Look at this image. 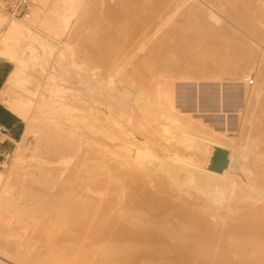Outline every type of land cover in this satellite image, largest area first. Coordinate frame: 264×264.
<instances>
[{"label":"bare ground","instance_id":"obj_1","mask_svg":"<svg viewBox=\"0 0 264 264\" xmlns=\"http://www.w3.org/2000/svg\"><path fill=\"white\" fill-rule=\"evenodd\" d=\"M92 2L32 0L31 11L19 18L8 14L2 8L6 3L0 0V60L14 65L0 93V102L25 123L16 146L21 147L28 137L36 138L30 153L33 163L26 160L28 165L48 175V179L38 180L48 191L29 187L13 194L15 185L9 180L18 164L24 161L20 147L14 152L15 163L8 166L7 172L0 170V263L264 264V188L261 185L264 174H259L262 180L257 179L249 165L250 160L256 164L259 161L260 165L264 148L256 142L257 137L240 133L241 127L240 134L229 133L227 126L231 124L220 128L217 121L194 118L190 113H181L177 109L179 105H175V89L182 86L176 87L175 81L180 68L178 49L185 43L178 30L180 2L123 0L117 17L121 21L112 24L114 18L110 16L107 24L97 25L95 36L101 30L94 38L99 42L95 52L98 58H89L85 68H78L77 53L70 49L68 42L61 48L59 45L62 51L54 52L58 43L52 42L56 45L50 44L49 49L50 38L31 28V20L38 8L49 6L61 17L66 32L75 18L71 30H76L89 17ZM197 8L196 15L193 12L184 15L186 20L193 15L198 18L196 21L194 17L196 22L192 25L196 33L204 30L206 19L220 21V16L211 8ZM174 16L177 18L173 19ZM155 20L159 26L168 24L169 28L166 26L168 29L159 36L155 33L157 37L152 35L146 53L130 64L134 52H125L126 48L119 46L122 42H117H133L137 30L145 34ZM22 35L29 40L20 39ZM148 39L147 35L142 36V40ZM27 40L40 48L39 65L33 66L29 60L30 48L19 47L26 45ZM145 45L142 43L141 47ZM46 47L53 51L45 50ZM43 53L50 56L43 58ZM180 53L183 55L184 51ZM258 62L264 66V53L259 55ZM245 65L237 74L241 84L252 80L244 73ZM73 75L77 76L79 88L69 82ZM249 86L244 85V97L258 105L257 114L264 128V84L257 82ZM183 94L187 101L190 95ZM224 101L216 105L205 101L199 107L211 104L218 107L216 111L225 113ZM225 116L228 123L229 117ZM259 129L256 130L260 132ZM239 154L245 159L242 174L236 169ZM20 158L23 161L18 163ZM54 164L64 166L58 169ZM251 171L255 174L252 178ZM4 215L7 217L6 223L3 222L5 232L2 230ZM10 216L18 221L25 217L30 219L28 223L34 221L47 227L49 224L48 250L55 248L51 245L56 243L51 241L61 229L65 235L60 241L70 244H66L58 257L55 255L56 260H49L42 251L32 252L19 240L10 239L12 233H17L15 219ZM89 234H92L91 243L86 244Z\"/></svg>","mask_w":264,"mask_h":264},{"label":"rangeland","instance_id":"obj_2","mask_svg":"<svg viewBox=\"0 0 264 264\" xmlns=\"http://www.w3.org/2000/svg\"><path fill=\"white\" fill-rule=\"evenodd\" d=\"M52 1H54V0H52ZM122 1L123 0H93V2L91 4V10L89 11V17L84 20V23L81 26L76 28L77 31L76 30H71L73 25L75 24V18L72 19L70 21V23H69V26H68L69 27L68 32L70 31L69 33L65 31V28L63 27L62 19L58 15V13H56L52 9V7L43 6V7L38 8L37 11H35V15H34L33 19L31 20V26H32L31 28L34 27L33 29H37V31H39V33L41 32V33H43V35L45 37H48V39L49 38L51 39V40L49 39L51 42H49V40H48L49 45H47V46L49 47V49H51L52 46H54L55 43L56 44L58 43L57 44L58 46L56 47V51L54 50V52L62 51V49L61 50L59 49V45H60V48H61V46L63 47L64 42L66 43V41H67L68 42V46L70 47V49H72L75 53H77V55L75 54V56L77 57V61L78 60L80 61V63H78L79 65L77 67L78 68H83V67L85 68L86 67L85 64L88 62L89 58H92V59H93V57L94 58H98V57H96L95 52L97 50V46H98L99 42H98V40L95 41L94 38L100 35L101 30L98 31V34H96V36H95V33H97V32H95V31H97V25H99V24H107V22H106L107 20L106 19H107V17H110V16L114 18L113 21H112V24H113V22H114V24H116V22L121 21V19L117 20V17L120 14L118 7H119V5H120V3ZM184 1L185 0H178V3L180 2L179 5H178V9H179L178 10V24H179V26H178L179 29L178 30H179V32H181L180 35L185 40V43L181 44L179 46L181 49L180 48L178 49V50H180L179 53H178V61H180V62L184 61V62H182V63L178 62V65L180 67V68H178L179 76H178V80H175L176 81V87L177 86L180 87L182 85L180 87L181 89L180 88L175 89V91H176L175 94H177V96H175L176 97L175 102H177V103H175V105L176 104L179 105V107H177V109L179 111H181V113H190V114H192L194 118L195 117L196 118L199 117L201 119H207L206 120L207 122H208V120H211V119H212L211 121H213V120H214V122L217 121V123H219V125L221 124L220 128L223 127L225 129V127H226L225 124H228V125L231 124L230 126H227L230 129L229 133H233L234 132V133L237 134L239 132V130H240V127H241V130H240L241 132L240 133L244 132V133L250 134L252 137H255V138L257 137L256 138V142H259L258 144L260 145L261 149H263L264 148V143H263L264 142V136H263L264 135V128H262L263 127V125H262L263 121L260 122L261 118H259L260 116L257 114L258 113L257 110L259 111V108L257 107L258 105H255L253 103L254 102V101H252L253 99L250 102H248V100L244 97V90H245L244 85L248 83V85H251L249 87H253V86H255L257 84V82L261 83L262 85L264 84V81H263L264 80V68H263L264 66H262L261 64L259 66V62H258L259 55L261 53H264V0H197V1L196 0L195 1L194 0H189V1L187 0L185 2ZM28 2H29V7H30L29 9L31 11V7L33 6L32 0H28ZM9 3L10 2H8V3L4 4V5L2 4V8L5 9V11L7 13L9 12L7 10ZM79 4H80V1H79ZM198 6L199 7L201 6V8H203L204 10H206V8L207 9L211 8L215 13H217L218 16H220V21L218 23L217 22H213V21L211 22L210 20L207 21V19H206V21L204 22L205 24H204V30H203L205 32L202 31L201 33H196L195 32L196 31L195 30L196 27H194V26L192 27V25H194V22L198 21L197 20L198 18L195 17L196 11H198L197 10ZM179 7H181V8H179ZM192 7H195L196 9H194ZM192 12L195 13V15L190 17L189 20H186L184 15H186L188 13H192ZM194 17H195L196 21L194 20ZM176 18L177 17H175V16L173 17V19H176ZM184 21H186V22H184ZM153 22L149 25L150 26L149 29L148 30L146 29L145 34L142 31L137 30V32L135 33V36H134L136 41H134L135 40L134 39L133 42L132 41L128 42V40L127 41L126 40L125 41L121 40V41L117 42L118 44L120 42H122V43H120L119 46L122 45V49L126 48L125 52L131 51V52H129L131 54L134 52L135 55L132 54L133 58L130 59V61H129L130 64L136 63V61H138V59H140V57L142 55H144V53H146L147 48L150 45L149 41L152 38L161 35L165 30H167L169 28L168 24H165V25L162 24V25H160L161 26L160 27L159 26V21L155 20ZM199 23H200V21H199ZM215 23H217V24L215 25ZM63 30H64V32H63ZM82 32H84V33H82ZM188 32H189V34H188ZM147 33H150V34H147ZM155 33H156L157 36L154 35ZM138 35H139V37H138ZM145 35H147V39L149 38L148 40H142V36H145ZM152 35H154V36H152ZM151 36H152V38H151ZM24 37L22 35L19 38L20 39L21 38L22 39H28L27 37H25V38ZM88 38H91L92 41H89ZM198 38H200V39H198ZM205 39H207V40H205ZM28 40H27L26 45H21V46L19 45V47L23 48L25 46L26 50H27V48H30V57L29 58H31V59H29V60H31L34 63L33 66L34 65L35 66L39 65L40 61H38V60H41L40 48H39L38 45H36L37 47H34L35 45H34V43L31 40H30V42H32V43L29 44L30 42ZM59 40L63 41V43H61V41H59ZM52 42H55V43H52ZM238 42H240V43H238ZM130 43L131 44L133 43L132 46H131ZM142 43L146 44L144 46L145 48L141 47ZM35 44H37V43H35ZM50 44L51 45L53 44V45L50 47ZM53 48H55V47H53ZM190 48H192V49H190ZM237 48H238V50H237ZM18 49H20V48H18ZM91 49H92V51H91ZM206 49H208V50H206ZM45 50H47V47L45 48ZM181 50H183L184 53ZM235 50H237V51H235ZM47 51L51 52V51H53V49L52 50H47ZM47 51L45 53H47ZM54 52L51 53V54H53L55 56L56 53H54ZM180 52H182L183 55ZM237 53H238V55H237ZM42 56H43V58H47L46 56H50V55H47V54L43 53ZM184 56H187L188 58L184 57ZM238 56H239V58H238ZM253 57H254V60H253ZM227 58H228V60H227ZM202 59H204V60H202ZM28 64H29V62H28ZM183 64H185V65L183 66ZM242 65H245L244 73L247 76H250L252 78V80H250V81H252V84H250V81H248L247 83L245 82L244 84L243 83L241 84L240 83L241 81L237 79L238 76H239V75L237 76L238 71L241 69V67H243ZM126 66L129 67L128 65H126ZM236 66H238L239 69ZM261 66H262L263 70L260 68ZM187 67H189V68H187ZM191 69H193V70H191ZM187 71H189V72H187ZM205 71H210V72H213V73H211V74L207 73L206 74ZM179 72L181 73L182 76L186 74L185 76H183L186 79L180 78L181 75H180ZM35 75L36 76L38 75L37 71L35 72ZM218 75H219V77H218ZM75 76L76 75H73V78ZM76 77L74 79L72 77L69 78V82H70V84L72 83V86H74V87L76 86V87L79 88V86H78L79 84L77 83L78 79ZM257 80H259V81H257ZM235 81H236V84H235ZM238 82H239V84H238ZM218 84H219V86H218ZM12 90L15 91V88H13ZM200 90H202V91H200ZM236 92H238L239 94L236 93ZM183 93H188L190 95V96H188V94H185L188 97H191L189 101H188V97L186 98L187 101L185 99H183V95H184ZM210 95L213 96V97L211 96V99L209 98ZM220 95H221L222 98L220 97ZM206 97H207L208 100L206 99ZM178 98H180V99H178ZM193 98H195V99H193ZM224 99H225L226 102L224 101ZM222 100L224 101V103H223L224 107L223 108L225 109L224 110L225 113H223V112L221 113V111L218 112V111H216L217 110L216 108H218V107H216V106L213 107V105L211 106L212 103L214 105H216L219 102H223ZM197 101H198V103H197ZM205 101H208V103H211V104H208L209 107L202 106V107H206L205 109L202 108L201 106L199 107V104H201V105L203 104L204 105ZM201 102H203V103H201ZM237 102H239V103H237ZM245 102H246V104H245ZM225 103H227V104H225ZM192 105H194L193 108H192ZM210 108H212V109H210ZM213 109H214V111H211ZM199 110H203V111H199ZM239 112H241V113H239ZM225 114L228 115V117H229L228 120L230 121V123H229V121H228V123H227V121L225 122V120H227V117L225 116ZM203 116H205L206 118L203 117ZM238 119L241 120V122L238 121ZM211 121H209V122H211ZM255 122H257L256 125H253V123L255 124ZM243 124L246 126V128H245V126ZM242 125H243V127H242ZM252 126L255 127L256 129H259L261 127L263 130L259 129L260 130V132H259L255 128L252 129ZM256 126H259V128L256 127ZM223 128H222V130H224ZM244 129H245V131H244ZM240 133H238V134H240ZM260 134H262V135H260ZM24 141L22 142V146L21 147L20 146H16V148H15V149H17V148L20 147L21 154H23L24 161L22 160V158L17 160V162L18 161L19 162L23 161V162L20 163V164H18L19 163L18 162L17 164L20 165V166L16 167L15 171H13L11 173L12 175L10 176L9 182L12 184V186L15 185V188H12V189L15 190L13 194H17L18 190L20 192V190L28 189L29 187H30L29 189H33V190H36V189L39 190L40 189L42 191H48V188H45V187L43 188V187H41L38 184V180H43L45 178L48 179L47 173L45 171H43V170H42L43 171V173H42V171L38 170V168H35L34 166H29L28 163H27V161L29 162V164L33 163V159L31 158V156H30L31 154L30 153L32 152V150H33V148L35 146L34 143L36 144V138L35 137H28ZM14 152L11 155L6 157V159L4 160L5 164H4V162L1 163V165H0V170L1 171L7 172L8 171L7 168H9L11 165H13L15 163ZM237 156H236V158H237ZM240 156L241 155L239 154V156H238L239 158L236 159L237 160L236 164L239 165V167L236 166V169L238 170V172L240 174H242L243 171H244V168H245V167H242L243 166V162L245 161V159H244V157H241L242 158L241 159ZM259 159H261L260 160V165H259V161L257 162L258 164H256V163H254L253 161L250 160V164H249L250 168H252V171L257 174V175H255L251 171L252 175H250V177L252 178L255 175V177H257V179L259 177L260 178L259 180H262L261 175L264 174V172L262 173V171H264V155L260 156ZM255 165H256L257 168L255 167ZM53 166H55L54 168L60 169L64 165L63 164H54ZM259 166L262 167V168H260ZM253 167H254V169H253ZM261 169H262V171H261ZM39 171L41 173H38ZM256 171H258L259 173L256 172ZM38 174H40V175H38ZM259 174H261V175H259ZM262 176H263V179H264V175H262ZM261 185L264 188V184H261ZM16 191H17V193H16ZM12 192L13 191H11V193ZM20 201H24V200H20ZM20 201H19V203H22ZM26 202L29 203V200L27 199ZM30 203H31V201H30ZM10 217L15 219V221H14L11 218L13 220V222L15 223L14 225L16 226V227L14 226V228L17 230L16 231L17 233H12V237L10 239L12 241L19 240L20 244H22L23 246L26 245L25 246L26 248L29 247L28 250L31 248L32 252H37V251L41 252L42 251L45 255L47 254L46 257H48L47 259H49V260H51V258L56 260V258L58 257V254L62 253L63 252L62 250H64L67 247V245L70 244L69 241H64V242L60 241V238H63L64 235H65L64 234V230L61 229L59 231L58 235H55L56 238L53 235V237L55 239L52 238L53 240L51 241V244L52 243L53 244L56 243V245H51L53 247L55 246V248H53L51 250L49 249L50 253L48 254V251H49L48 250V246L50 245L49 238L51 236V235H49V237H48V234L49 233L51 234V231L48 229V227L50 228L49 224H48V227H47V225L44 226L43 223L39 224L37 222L34 223V221H30V223H31V225H30V223H28L29 222L28 220H30V219H28V218L25 219V217H22V220L19 219V221H18V219H16L14 216H10ZM5 218L7 219V217L4 215V221H2V223L5 222ZM22 222H23V224L25 223L27 226H25V224H24V226H25L24 227L21 224ZM5 223L2 224V230H4V232L6 230V227H5L6 225L4 226ZM28 224L30 225V227H29ZM32 224H34V225L36 224V225L34 226ZM41 224H43V226ZM39 225H40V227L38 228ZM41 226L43 228H41ZM34 227L36 228V231L34 230L35 229ZM31 228L33 229V231L31 230ZM42 229H43V231H42ZM44 231H45V234L47 233L46 236L43 235ZM90 235H92V234H89V236H87V240L85 241L86 244L91 243L90 242L91 241L90 237L92 238V236H90ZM88 237H89V239H88ZM47 240H48V242H47ZM47 243H48V245H47ZM58 244H59V246H58ZM61 244L63 245V247H62ZM46 245H47V247H46ZM55 251H56V253H55ZM164 263H165V261H163V264Z\"/></svg>","mask_w":264,"mask_h":264},{"label":"crops","instance_id":"obj_3","mask_svg":"<svg viewBox=\"0 0 264 264\" xmlns=\"http://www.w3.org/2000/svg\"><path fill=\"white\" fill-rule=\"evenodd\" d=\"M13 68L12 62L0 60V93ZM24 129V121L0 102V165L15 151L16 143L20 141Z\"/></svg>","mask_w":264,"mask_h":264},{"label":"built area","instance_id":"obj_4","mask_svg":"<svg viewBox=\"0 0 264 264\" xmlns=\"http://www.w3.org/2000/svg\"><path fill=\"white\" fill-rule=\"evenodd\" d=\"M3 2H10L7 10L15 17L23 18L29 13L28 0H4ZM250 84H252V81H250Z\"/></svg>","mask_w":264,"mask_h":264}]
</instances>
